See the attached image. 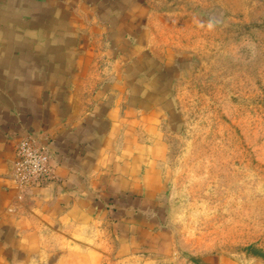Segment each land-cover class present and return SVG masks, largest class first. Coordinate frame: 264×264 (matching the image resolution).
<instances>
[{
    "label": "crops",
    "instance_id": "0c3cea01",
    "mask_svg": "<svg viewBox=\"0 0 264 264\" xmlns=\"http://www.w3.org/2000/svg\"><path fill=\"white\" fill-rule=\"evenodd\" d=\"M152 1L0 0V264H29L51 233L126 246L159 199L160 112L130 79ZM25 137L47 147L53 177L23 190L11 173Z\"/></svg>",
    "mask_w": 264,
    "mask_h": 264
},
{
    "label": "rangeland",
    "instance_id": "374dc122",
    "mask_svg": "<svg viewBox=\"0 0 264 264\" xmlns=\"http://www.w3.org/2000/svg\"><path fill=\"white\" fill-rule=\"evenodd\" d=\"M147 14L130 79L160 112L159 199L126 246L51 233L29 264H264V0H154Z\"/></svg>",
    "mask_w": 264,
    "mask_h": 264
},
{
    "label": "built area",
    "instance_id": "2783aa9c",
    "mask_svg": "<svg viewBox=\"0 0 264 264\" xmlns=\"http://www.w3.org/2000/svg\"><path fill=\"white\" fill-rule=\"evenodd\" d=\"M50 152L33 137H25L14 145L12 178L19 188L41 186L53 177Z\"/></svg>",
    "mask_w": 264,
    "mask_h": 264
}]
</instances>
